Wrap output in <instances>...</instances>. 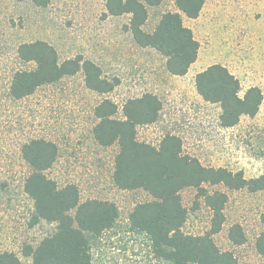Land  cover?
Instances as JSON below:
<instances>
[{"label": "rangeland", "instance_id": "obj_1", "mask_svg": "<svg viewBox=\"0 0 264 264\" xmlns=\"http://www.w3.org/2000/svg\"><path fill=\"white\" fill-rule=\"evenodd\" d=\"M175 10L174 0L148 6L142 28L151 32L164 12ZM129 17L107 14L105 0H49L44 7L30 0H0V252H14L22 264H31L23 247L35 246L56 226L44 220L31 224L33 201L24 191L30 169L20 147L33 138L57 146L56 159L45 174L58 187L73 183L80 202L97 199L117 208L115 225L89 244L90 264H165L155 257L146 234L131 229L127 219L133 207L150 200V195L142 189L117 188L111 179L117 147L100 146L93 138L94 107L104 98L117 104L115 117L122 118L127 98L152 92L161 109L154 122L136 126L139 141L157 147L165 134H174L181 139L182 151L203 165L241 171L245 178L264 174V0H206L196 18L182 16L199 43L196 60L182 76L169 74L165 58L155 49L135 43L125 28ZM35 40L51 44L59 61L77 55L92 60L117 85L107 93L92 91L79 70L12 99L13 73L35 67L33 61L21 59L17 49ZM214 63L238 78L240 93L255 85L263 94L258 112L242 116L229 128L219 125V105L205 102L195 89V74ZM205 187L227 195L221 229L211 235L215 244L243 264L263 263L264 255L257 253L254 242L263 229L264 192L221 184ZM179 194L186 209L181 230L193 235L207 232L211 211L203 198L193 187ZM234 223L246 238L241 245L228 238Z\"/></svg>", "mask_w": 264, "mask_h": 264}, {"label": "trees", "instance_id": "obj_2", "mask_svg": "<svg viewBox=\"0 0 264 264\" xmlns=\"http://www.w3.org/2000/svg\"><path fill=\"white\" fill-rule=\"evenodd\" d=\"M30 1L42 7L49 3V0ZM162 1L105 0V9L113 16L129 14L125 28L135 43L155 49L165 58L166 71L182 76L196 60L199 48L191 29L183 24L182 16L196 18L206 0H174L176 10L164 12L154 29L145 31L142 26L148 16L147 7ZM17 53L21 59L33 61L35 67L13 73L9 85L12 99L28 96L39 86L79 70L83 72L85 86L92 91L107 93L118 83L104 76L96 63L81 55L59 61L55 48L44 40L21 43ZM194 84L202 100L219 105L218 120L223 128L236 125L242 116H254L263 99L261 89L255 85L240 93L238 78L219 63L197 72ZM117 108L108 98L95 105L93 112L97 121L92 134L100 146L117 147L111 175L113 184L119 189H142L151 197L133 207L127 217L129 227L146 234L155 257L165 264H243L231 251L221 250L211 237L221 229L227 195L220 190L209 191L205 185L221 184L229 189L264 192V174L245 178L241 171L203 165L195 156L182 151L181 139L174 134H165L157 147L139 141L136 126L154 122L161 109V101L152 92L127 98L121 106L122 118L115 117ZM20 152L30 169L24 191L33 201L31 224L40 220L56 223L55 230L35 246L25 245L23 254L31 257V264H90L89 244L115 225L118 217L115 204L97 199L80 202L75 184L58 187L47 177L45 171L57 155V146L52 141L30 139L22 143ZM186 187L195 188L197 196L203 198L211 211L210 228L203 234L181 230L186 209L179 192ZM260 222L263 229L254 246L257 253L264 255V212L260 214ZM228 238L234 245H241L246 239L238 223L229 227ZM0 264L22 262L14 252L2 251Z\"/></svg>", "mask_w": 264, "mask_h": 264}]
</instances>
